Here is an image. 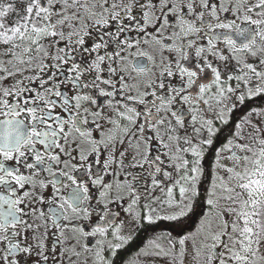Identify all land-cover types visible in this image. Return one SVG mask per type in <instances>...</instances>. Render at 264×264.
I'll use <instances>...</instances> for the list:
<instances>
[{
  "label": "flooded vegetation",
  "instance_id": "af4514ba",
  "mask_svg": "<svg viewBox=\"0 0 264 264\" xmlns=\"http://www.w3.org/2000/svg\"><path fill=\"white\" fill-rule=\"evenodd\" d=\"M101 2L89 0L86 13L69 12L68 15L76 16V21L71 27L56 29L64 34L63 39L56 37L55 44L51 38L41 40L29 56L23 57L33 62L17 65L13 72L7 73L9 78L0 83L2 89H13L14 84L26 89L23 99L6 98L9 105L20 104L26 110H33L47 109L54 103L56 107L51 115L68 121L66 131L71 133L61 143L68 152L76 149L70 166H65L71 159L67 156H62L60 165H52V171L58 173L56 176L47 171L37 176L40 166L29 172L14 161L4 162L5 167L15 168L19 175L31 176L34 180L22 188L15 184L7 186L16 193L12 199H24L27 195L19 208L30 213L22 219L32 227L28 231L20 228L14 242L31 249L32 254L21 253L5 261L3 256L8 245L0 243V264H12L13 260L16 264H149L151 261L173 264L168 259L139 261L135 257L155 241L166 243L173 253L177 242L165 231L183 224L189 217L203 219L218 195L222 197L219 210L230 215L224 199L227 194L221 190L224 185L220 183L229 180V173L224 169L235 167L231 159L234 155H245L236 146L247 147L257 140L264 141V94H257L264 93V65L261 64L264 43L257 39L249 52L238 51L226 43L231 40L242 46L235 28L227 32L217 27L221 23H234L236 28L258 35L256 28L241 22L242 12L234 15L238 7L236 0H207L221 9L218 20L210 14L207 17L215 31L201 28L204 20L196 18L205 11L211 12L203 7L201 0H187V4L167 0L170 7L163 12L160 5L165 0H107L103 7H95ZM0 3L20 12L26 7L19 2L10 5L8 0ZM130 3L134 7L125 13L124 6ZM149 3L155 5L151 10L156 17L151 20L155 27L144 19L145 11L149 10L141 6ZM113 4L117 7L113 8ZM260 11L264 9H257L255 15L250 13V18L258 20ZM169 12L173 14L166 15ZM18 19L13 13L5 22L15 26ZM56 20L59 16L52 22ZM187 24L194 25L196 30L189 32ZM137 28L145 30L136 31ZM97 44L99 50L91 51ZM35 47H43L45 51L37 53ZM11 51L10 45L0 44V61L16 60V56L4 55ZM249 67L255 71L248 72ZM81 69L80 79L76 80ZM187 73L193 75L190 77ZM3 76L5 73L0 72V77ZM41 81L48 83L41 88ZM48 89L58 91L70 103L60 107L65 105V100L47 92ZM101 91L110 95L101 96ZM81 97L88 99L78 100ZM0 99L5 98L0 96ZM25 100L35 103L25 104ZM181 114L182 124H177ZM70 117L80 121L79 129L71 126ZM8 118L0 116V124ZM12 119L24 120L31 130V117ZM49 123L55 126V120ZM230 146L231 152L227 151ZM193 149L199 153V159L191 155ZM36 151L45 149L37 145ZM53 154L60 155L58 150ZM30 157L31 153L25 158L33 163L34 158ZM185 163L187 169H184ZM194 169L198 173L195 182L188 184L183 177L191 179ZM57 180L59 190L53 184ZM41 181L46 188H40ZM234 183L235 180L228 187ZM79 185L87 195L80 191L83 197L80 206L69 207L64 201L71 200L72 190ZM181 187L189 193L183 200ZM0 196H8L4 186H0ZM40 199L52 203L41 204ZM175 199H178L177 209L170 210V203ZM53 210L62 213L65 219L57 221L49 215ZM178 213H182L180 219H171ZM149 219L153 223H147ZM147 225H152L151 232L143 235ZM97 229H102L103 234H98ZM218 248L223 258L225 249L216 247L215 253ZM212 264H216L215 260Z\"/></svg>",
  "mask_w": 264,
  "mask_h": 264
},
{
  "label": "snow or ice",
  "instance_id": "6c2138e0",
  "mask_svg": "<svg viewBox=\"0 0 264 264\" xmlns=\"http://www.w3.org/2000/svg\"><path fill=\"white\" fill-rule=\"evenodd\" d=\"M26 4L23 12L18 11L15 7H5L0 3V44L6 46H11L12 51L9 53H4V55H13L17 59L13 61H0V72L5 73V76L0 77V83L3 82L5 78H9L7 73L13 72L15 67L20 64H31L32 60H25L23 57L29 56L32 48L36 45H40L41 40L46 38H51L53 43H57L56 37L63 39L64 34L62 32H57V28H63L65 25L69 27L72 26L73 22L76 21L75 15H68L69 12H74L80 14L81 11L88 12V3L89 0H47V3L44 0H8L10 5L15 3ZM107 0H102L101 3L95 4V7H103L104 3ZM177 4H187V0H175ZM195 2V0H193ZM238 7L234 12V15L238 13H243L242 23L248 24L252 28H256L258 31L254 33L248 29L241 30L235 27V24H224L221 23L217 27L224 29L227 32H232L235 28L236 35L241 38L242 46L233 44L231 40L226 41L229 47L236 49L241 52H249L252 47L255 46V41L259 39L264 43V11L258 13L259 19L253 20L250 18L249 14H257V9H264V0H236ZM203 7L211 9V12L205 11L201 16L196 17L197 19L204 20V23L201 25V28L206 30L215 31L216 29L211 26L207 17L209 14L212 19H219V11L221 9L217 8L214 5H210L207 0H201ZM83 5V8L80 6ZM254 5V7L252 6ZM189 12H192V6L187 5ZM117 7L113 4V8ZM134 4H129L124 6L125 13H128L132 10ZM147 8L149 11H145L144 19L149 26L155 27L151 24V20L156 18L154 12L151 10L155 7L154 4H146L141 6ZM170 5L165 0L164 3L160 5V10L163 12L164 9L169 8ZM62 9V10H61ZM108 12V9L105 8V13ZM15 14L19 19L15 22V26H10L5 22L6 18L10 14ZM173 12H169L166 15H171ZM119 15V13H117ZM59 16V20H56L55 23L52 21ZM131 18V17H128ZM239 19V16L237 15ZM165 25H167V19L164 20ZM183 23V21H181ZM107 26V25H104ZM188 28L189 32H192L195 29L194 25L187 24L185 25ZM136 31H144V28H137ZM71 39V37H69ZM83 43L82 38L79 41ZM23 45H29V47H24ZM191 47V45H189ZM100 48V45L97 44L91 51L96 52ZM37 53H43L45 50L43 47H35ZM253 55H255L253 53ZM104 60L101 58L100 63H103ZM7 64V68L5 67ZM261 64L264 65V61H261ZM47 67V65H45ZM95 67V65H94ZM142 68V66H138ZM43 71V69H41ZM59 71V69H58ZM74 72H77L76 68H73ZM248 72H254V68H247ZM83 69L79 70L75 79L79 80L80 75L82 74ZM188 76H192V73H187ZM39 79V77H37ZM231 79V77H229ZM216 80H220V76H216ZM33 83L35 81H32ZM23 83V82H21ZM48 81H41V88L44 87V84ZM100 83H105V81H100ZM88 86V85H86ZM15 89V90H13ZM13 89H2L0 88V96L5 99H0V116H8L9 118L0 124V129H3L0 132V186L8 191V196H0V234L3 235V238H0V243H7L8 250L4 253V260L7 261L13 256L20 255L21 253L31 255V249L27 247H21L19 244L15 243V238L20 235L19 229L24 228V231L31 229V225L27 221L23 220L22 217L29 215L30 213H25L20 210L19 206L25 203L27 195L24 199L16 197V193L7 189L9 184H15L19 187H23L25 184L34 183V180L31 176L19 175V172L15 168H8L4 166L5 161H14L17 165H23L29 172L35 171L37 166H40V171L36 172V175H41L42 172L47 171L50 175L56 176L58 173L52 171V165H60L62 162V156L70 157L71 159L65 165L70 166L71 160L75 159V156L72 155V152H75L76 149L72 148V152L66 151L65 147L62 145V141L68 138L71 133L66 131V127L69 126L68 121H62L59 116H52V109L56 107L53 103L47 109H33L26 110L20 104L9 105L7 102L8 97L15 96L18 99H23V92L26 89H21L19 85L14 84ZM51 92L52 95L65 100V105L60 107H66L69 101L63 97L58 91H52L51 89L46 90ZM177 92L179 90H176ZM231 92V89H228ZM201 92H204V89H201ZM257 94L260 93L259 91ZM101 96L110 95L107 92L101 91ZM38 99H44V97H39ZM87 100V97L78 98ZM187 99V98H186ZM27 103H35L34 101H24ZM92 103H95L93 100ZM131 112V109H127ZM135 115V113H133ZM31 117L32 118V127L31 130L28 129L24 120L21 119H12V117ZM122 119H128V117H121ZM72 121L71 126L79 129L80 121L76 120L74 117L69 118ZM183 116L182 114L177 117V124H182ZM55 120V126L49 121ZM161 123H163L161 121ZM195 123V122H194ZM58 129V131H57ZM82 134L83 130H80ZM174 131V129L172 130ZM42 145L45 151L38 152L36 151V146ZM258 146V147H257ZM238 147L239 153L245 155H234L231 159L234 164L233 169L225 168L224 171L229 173V180L225 182L221 180L220 183L224 185L221 189L227 195L224 199L227 201L226 207L229 210L230 215L234 217L232 221L225 222L223 227V232L215 233L212 238V244L216 247L222 245L223 238H227L230 243L223 245L225 251L231 252V256H225L221 258L222 254L215 253V247L212 249V255L206 257V259L211 262L213 260L219 259L220 264H225L226 260H232L233 264H264V256H257L259 252V244L262 239H264V141L257 140L256 144L245 146H236ZM25 150V151H22ZM59 151L60 155L53 154L55 151ZM233 147L230 146L227 151L231 152ZM31 153L30 158H34L33 163H29L28 159L25 157ZM191 155L199 159V153L196 149H193ZM188 165L184 164V169H187ZM220 168L219 162L217 163V169ZM238 169V170H237ZM79 171V169H76ZM159 171V169H158ZM197 171L194 169L191 174V179L188 176H184L183 180L188 184H194ZM165 177L169 178L167 173ZM69 179H71L69 177ZM233 180L235 183L231 187H228ZM72 184H76L75 180H71ZM54 186L59 190V181H53ZM41 189L47 187L43 181L39 184ZM157 187L159 185H156ZM65 187H67L65 185ZM79 189V190H77ZM77 189L72 190V196L70 201H64L65 204H68L69 207L78 208L80 206L81 200L83 197L80 195V191H84L85 196L87 191L83 188L82 185L77 186ZM171 197V192L168 193ZM181 199L183 200L187 196L188 190L184 187H181ZM194 195V193H193ZM235 201V202H233ZM39 203H49L52 201H45L40 199ZM187 203V201H185ZM171 206V205H170ZM6 207L7 211H4L3 208ZM57 207H60L57 205ZM51 216H55L57 221L65 219V216L62 213L51 211L49 213ZM182 213L171 217V219L178 220ZM43 218V217H41ZM147 223H153L152 219H149ZM243 224L241 228L240 225ZM26 226V227H25ZM47 227V225H46ZM11 229V231H9ZM231 229V232L228 230ZM119 232V229L117 230ZM97 233L102 235L103 230L97 229ZM195 239V237H193ZM186 243V239H181L179 241L180 246L183 248ZM255 246V251H254ZM41 250L43 251L42 246ZM55 251V249H53ZM251 254V255H250ZM248 259L247 257H249ZM44 260H47V257H44ZM12 264H16V261L13 260Z\"/></svg>",
  "mask_w": 264,
  "mask_h": 264
},
{
  "label": "rangeland",
  "instance_id": "374dc122",
  "mask_svg": "<svg viewBox=\"0 0 264 264\" xmlns=\"http://www.w3.org/2000/svg\"><path fill=\"white\" fill-rule=\"evenodd\" d=\"M197 129H199V127H197ZM221 199L222 197L220 195L214 199V202L212 205H210L208 213L203 219L199 218L194 220L189 217L186 218L183 224L176 225V227H171L173 229L169 228L167 231H165L173 238V240L177 242L172 248L173 253L170 251L166 243L155 241L153 244H149L146 249L140 251L136 255L135 259H138L139 261L142 259L149 260L150 258L156 260L168 259L172 261L173 264H193L194 261H197L196 264H201L204 262L206 257H208L210 254H213L212 249L214 247L216 248V246L212 244L213 235L215 233L223 232L222 225L225 222L232 221L234 219V217H231L227 212H223L222 214L219 210V203ZM177 201L178 199H175L172 203H170V210L177 209ZM240 227L242 228L243 224H241ZM170 233H173V235ZM193 237H195V239H193ZM181 239H186V243L184 244L183 248L179 244ZM229 243L230 241L225 237L223 238L222 245L220 247H223V245H227ZM220 252L221 249L218 248L216 253L220 254ZM231 254V252L224 250L223 257L231 256ZM256 254L258 257L264 256V239H262L261 243L259 244V252ZM250 255L247 257L248 259H250ZM183 256L184 258H182ZM212 262L213 261L209 262L206 260V262L203 264H212ZM219 262V259L215 260L216 264H219ZM149 264H166V262L159 263L158 261H151ZM225 264H233V261L226 260ZM258 264H260L259 260Z\"/></svg>",
  "mask_w": 264,
  "mask_h": 264
},
{
  "label": "trees",
  "instance_id": "16d2710c",
  "mask_svg": "<svg viewBox=\"0 0 264 264\" xmlns=\"http://www.w3.org/2000/svg\"><path fill=\"white\" fill-rule=\"evenodd\" d=\"M151 227L152 225H147L146 227H144L143 235H146V233L151 232Z\"/></svg>",
  "mask_w": 264,
  "mask_h": 264
}]
</instances>
